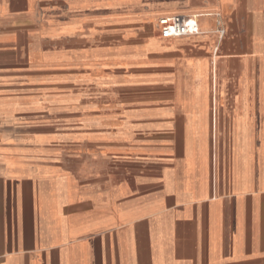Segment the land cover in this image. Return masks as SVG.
Here are the masks:
<instances>
[{"label": "crops", "instance_id": "crops-1", "mask_svg": "<svg viewBox=\"0 0 264 264\" xmlns=\"http://www.w3.org/2000/svg\"><path fill=\"white\" fill-rule=\"evenodd\" d=\"M175 15L201 34L145 50ZM151 60L170 99L117 117L2 95ZM0 264H264V0H0Z\"/></svg>", "mask_w": 264, "mask_h": 264}, {"label": "rangeland", "instance_id": "rangeland-1", "mask_svg": "<svg viewBox=\"0 0 264 264\" xmlns=\"http://www.w3.org/2000/svg\"><path fill=\"white\" fill-rule=\"evenodd\" d=\"M158 21L159 19L146 22L143 37L146 40L151 37L154 39L145 50L157 49L168 42L158 37L160 36ZM121 34L122 32H115V41L122 40ZM141 52L134 54V57L141 55ZM152 60L146 65L138 62L125 65L114 64L94 76L84 72H68L59 65L37 68L28 72L23 79H2V95L10 97L28 95L35 102L65 104L67 109L73 107V103L83 102L87 105L83 113L88 119L117 117L115 112L103 110L108 107L107 100L110 98L127 103L128 110L150 108L155 102L170 99L173 90L168 82L160 80L158 72L153 71ZM12 82L15 84L13 85ZM71 113L75 115L80 112L72 111ZM140 117L141 112L134 111L129 114V118L133 121ZM70 124L73 123L67 121L66 128L74 127ZM136 129L138 126L129 127L130 135H133ZM131 145H137V140L134 139ZM127 155L134 156V154Z\"/></svg>", "mask_w": 264, "mask_h": 264}, {"label": "built area", "instance_id": "built-area-1", "mask_svg": "<svg viewBox=\"0 0 264 264\" xmlns=\"http://www.w3.org/2000/svg\"><path fill=\"white\" fill-rule=\"evenodd\" d=\"M160 36L165 40L181 39L201 34L196 16L175 15L158 21Z\"/></svg>", "mask_w": 264, "mask_h": 264}, {"label": "bare ground", "instance_id": "bare-ground-1", "mask_svg": "<svg viewBox=\"0 0 264 264\" xmlns=\"http://www.w3.org/2000/svg\"><path fill=\"white\" fill-rule=\"evenodd\" d=\"M163 39V38H162ZM165 40V39H164ZM145 223V222H144ZM146 224V223H145ZM142 225V224H141ZM146 226V225H145ZM251 229V228H250ZM146 230V229H145ZM251 235V234H250ZM142 238V237H141ZM142 243H143V241H142ZM143 245V244H142ZM143 247V246H142ZM137 249V248H136ZM143 251V250H142ZM46 253V252H45ZM2 259V258H1Z\"/></svg>", "mask_w": 264, "mask_h": 264}]
</instances>
